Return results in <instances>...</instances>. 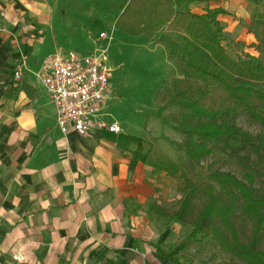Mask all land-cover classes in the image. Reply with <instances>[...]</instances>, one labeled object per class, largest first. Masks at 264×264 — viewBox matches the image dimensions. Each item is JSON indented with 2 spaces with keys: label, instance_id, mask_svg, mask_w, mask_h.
I'll list each match as a JSON object with an SVG mask.
<instances>
[{
  "label": "crops",
  "instance_id": "crops-1",
  "mask_svg": "<svg viewBox=\"0 0 264 264\" xmlns=\"http://www.w3.org/2000/svg\"><path fill=\"white\" fill-rule=\"evenodd\" d=\"M59 2L0 0V264H171L160 254L173 251L158 222L167 220L147 211L156 204L142 131L63 135L33 75L49 55L66 53L69 24ZM262 7L197 0L191 9L223 10V32L247 46ZM22 57L26 70L16 83Z\"/></svg>",
  "mask_w": 264,
  "mask_h": 264
},
{
  "label": "trees",
  "instance_id": "trees-1",
  "mask_svg": "<svg viewBox=\"0 0 264 264\" xmlns=\"http://www.w3.org/2000/svg\"><path fill=\"white\" fill-rule=\"evenodd\" d=\"M197 0H127L121 7L114 27L129 37H144L161 45L168 61L174 63L183 77L181 89H174V103L187 111L182 125L188 138L185 154L188 163L199 166L211 155L210 143L222 150L230 144L249 146L258 157L264 154V132L252 136L232 123L238 112L244 111L264 129V9L255 13L248 31L257 39V56L245 55L231 58L222 44L226 40L223 26L218 20L225 14L221 9H209L203 14L192 12ZM255 6L264 0H246ZM167 29L166 34H160ZM263 38H261L262 36ZM261 36V37H260ZM218 87L225 94L226 108L214 106L207 101L206 92L194 90V83ZM236 156V153H233ZM241 160V159H240ZM152 169L180 179L190 181L189 175L174 164L145 160ZM250 169L245 176L247 183L226 172L196 174L198 180L180 201L177 212L165 213L156 205H149V214H155L168 222L184 224L190 198L202 193L206 201L191 230L171 253H160L171 264H180L177 256L194 244H201L209 234L221 251L231 254L245 264H264V253L257 250L264 225V200L252 188L258 172ZM253 220L247 244H242L232 218L238 205ZM218 220L229 236L214 228ZM206 227L209 233L206 232ZM222 264H230L224 262Z\"/></svg>",
  "mask_w": 264,
  "mask_h": 264
},
{
  "label": "rangeland",
  "instance_id": "rangeland-1",
  "mask_svg": "<svg viewBox=\"0 0 264 264\" xmlns=\"http://www.w3.org/2000/svg\"><path fill=\"white\" fill-rule=\"evenodd\" d=\"M124 2L125 0H60L59 15H62L69 24L70 38L61 41L66 54L74 52L87 55L95 49L96 36L100 32L110 35L108 66L112 69L110 74L112 95L106 103V116L103 119L107 123H118L124 133L131 136L141 130L148 150L147 157L150 160L177 165L189 175L190 181H186L158 170L148 169L145 181L152 192L150 203L173 215L193 184H198L196 174L226 172L247 183L245 176L251 172L248 167L258 172L251 186L257 196L264 200V154L258 157L249 146L236 143L222 150L214 143H210L208 146L211 155L206 160L199 166L188 163L185 154L188 138L182 125V117L188 112L174 103V89L182 88L183 77L174 63L167 60L164 48L155 40L149 42L144 37H129L115 29L114 24ZM167 31L163 29L160 34H166ZM257 43L255 38L254 43L243 46L235 43L233 38L226 34L222 46L231 58L238 59L246 54L257 56L259 53ZM199 89L206 92L205 96L209 103L222 108L227 107L225 93L218 87L205 85L203 82L194 83V90L199 92ZM259 107H262L261 110L264 108L262 105ZM232 123L252 136L264 132L261 125L244 111L238 112ZM233 153H236V156ZM205 201L202 193L191 196L182 225L165 220L158 221L168 233L164 238V242L167 243L165 247L171 246L173 248L171 250H174L179 245L183 236L191 230L192 224L197 220ZM262 211L264 214V206ZM232 224L238 232L239 241L247 244L253 220L245 214L241 203L232 218ZM212 226L229 236L228 231L218 220H215ZM205 230L209 233L207 227ZM257 250L264 253V225ZM177 257L181 264L224 262L245 264L231 254L221 251L210 234L201 244L192 245Z\"/></svg>",
  "mask_w": 264,
  "mask_h": 264
},
{
  "label": "built area",
  "instance_id": "built-area-1",
  "mask_svg": "<svg viewBox=\"0 0 264 264\" xmlns=\"http://www.w3.org/2000/svg\"><path fill=\"white\" fill-rule=\"evenodd\" d=\"M110 40V35L100 32L95 49L87 55L74 52L49 55L40 69L33 72L55 109L56 124L63 135L74 132L85 136L91 129L111 134L121 132L117 123L103 119L112 95V69L108 66ZM23 70H26V57L13 70L16 83L22 80Z\"/></svg>",
  "mask_w": 264,
  "mask_h": 264
}]
</instances>
